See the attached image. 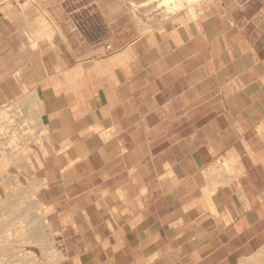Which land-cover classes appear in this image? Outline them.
<instances>
[{"label": "crops", "instance_id": "0c3cea01", "mask_svg": "<svg viewBox=\"0 0 264 264\" xmlns=\"http://www.w3.org/2000/svg\"><path fill=\"white\" fill-rule=\"evenodd\" d=\"M143 1L0 0V198L62 264H264V0Z\"/></svg>", "mask_w": 264, "mask_h": 264}, {"label": "rangeland", "instance_id": "374dc122", "mask_svg": "<svg viewBox=\"0 0 264 264\" xmlns=\"http://www.w3.org/2000/svg\"><path fill=\"white\" fill-rule=\"evenodd\" d=\"M1 1L12 2L16 6L21 7L28 0H24L21 4L16 2V0ZM172 1H169V5L168 2L167 4L165 2L163 4V0H144L143 2H139V6L141 5V8L152 12V14L160 11L162 21L158 22L162 23L169 20L177 12V9L173 8L177 0ZM137 6L135 5L134 8L140 9ZM152 27H146L145 30H149ZM20 104L21 101H16L3 107L2 115L9 124H11L13 115L18 113ZM8 123L5 126H0L3 132L1 135L6 136L7 132L10 131ZM35 124L36 121L31 120V130H23V127H21L22 135L26 134V131L31 132V152L33 151L34 144L36 143L37 145L43 139L41 133L36 135L37 129ZM6 147H9L10 151L18 148L14 142L5 143V150ZM21 148L22 146L19 145L18 149ZM33 183L34 178L31 176V191H28L29 189L26 187L11 188L0 198V260L3 256H6V258H3L5 262H2V264H54L51 259V247L55 252L61 254L59 264H62L66 260L63 254V243L60 239V233L53 230L47 220L49 210L45 209L38 201ZM40 213L43 214L39 216L38 214ZM31 255L35 256L37 260L33 261Z\"/></svg>", "mask_w": 264, "mask_h": 264}, {"label": "bare ground", "instance_id": "6f19581e", "mask_svg": "<svg viewBox=\"0 0 264 264\" xmlns=\"http://www.w3.org/2000/svg\"><path fill=\"white\" fill-rule=\"evenodd\" d=\"M169 1L170 0H165L164 2L167 4V2H168V4H169ZM176 1V0H175ZM178 1V2H177ZM176 1V3L173 5V8H176V9H179L180 7H181V3H182V1L183 0H177ZM185 2H186V6H192L194 3H196V2H198L199 0H184ZM164 2H163V4H164ZM172 2H174V0L172 1ZM170 5V4H169ZM172 6V5H171ZM175 6V7H174ZM171 8V7H170ZM175 9V10H176ZM170 11L172 10V9H169ZM173 11V10H172ZM0 133H2V130H0ZM32 140V139H31ZM36 144V143H35ZM26 190V189H25ZM27 191V190H26ZM24 197H26V196H24ZM43 213H40V214H38L39 216L40 215H42ZM51 249V259L53 260V262H54V264H59V262H60V259H61V254L60 253H58V252H55L54 250H53V248L51 247L50 248ZM32 256V255H31ZM6 258V256H3V258ZM1 259L0 261V263L2 264V262H5V259ZM8 258V257H7ZM32 258H33V261H36L37 259L35 258V256H32ZM31 258V259H32ZM32 261V260H31Z\"/></svg>", "mask_w": 264, "mask_h": 264}, {"label": "built area", "instance_id": "2783aa9c", "mask_svg": "<svg viewBox=\"0 0 264 264\" xmlns=\"http://www.w3.org/2000/svg\"><path fill=\"white\" fill-rule=\"evenodd\" d=\"M24 0H16V2H18L19 4H21ZM107 49L109 48V46H106Z\"/></svg>", "mask_w": 264, "mask_h": 264}]
</instances>
